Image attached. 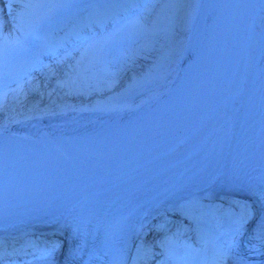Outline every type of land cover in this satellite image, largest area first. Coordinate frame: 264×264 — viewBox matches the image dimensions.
Returning <instances> with one entry per match:
<instances>
[{
  "label": "bare ground",
  "instance_id": "bare-ground-1",
  "mask_svg": "<svg viewBox=\"0 0 264 264\" xmlns=\"http://www.w3.org/2000/svg\"><path fill=\"white\" fill-rule=\"evenodd\" d=\"M77 1L0 0V43L3 44V49H0V63L5 56V26L9 19L32 21L34 26L31 29H38L50 22V29H54L64 22L52 19L62 14L63 18H66ZM88 1L85 0L79 6L88 5L91 0ZM128 1L125 5L120 4L119 7L123 9L134 0ZM205 2L206 0H188L183 11V22L177 41L169 50L171 55L168 54L167 58L161 62L160 68L154 70L153 62L151 64L149 58H146L144 53L141 56L137 50L131 60L137 59L138 65L128 70L119 80L109 84L107 89L95 93H84L69 84L73 81L72 79L76 81V77L65 76L67 85L58 78L60 71L54 68L58 65V69L62 72L64 70L62 68L70 65L68 68L75 72L78 67L73 66L77 63L73 66L72 63L75 60L78 61L102 38L94 34L98 32H91L94 35L88 36L83 46L60 53V57L49 63L41 75L31 78L27 86L23 85V94H27V98L25 95L19 96L17 102L9 100L0 107V130L25 131L34 135L37 129L59 132L64 125L89 124L100 119L111 121L151 106L183 75ZM101 3L102 0H97L94 5L92 19L105 18ZM167 3H169L167 0H161L158 13L163 7L167 8ZM86 16H89V12ZM91 18L86 22H89ZM139 19L140 23L145 21L146 14L137 20ZM256 19L261 22L263 28L257 25ZM81 24V22L75 24L74 32L77 31L76 27L83 26ZM66 33L67 30L62 36ZM102 42L108 45L110 41L101 40ZM258 48L262 51L254 53ZM242 53H244L243 60L240 57ZM38 66L43 68L40 64ZM50 66L52 67L49 68ZM51 71L52 79H48ZM67 74L71 75V72L68 71ZM45 79L47 83L45 82L43 86L42 82ZM233 79L235 83L228 91V86ZM35 81L39 84L38 90L30 87ZM10 84L13 85L14 82ZM215 85L206 99V104L203 105L204 108L202 107L201 114L188 127L158 145L145 148L127 162L119 161L112 165L101 161H88L85 167L78 168L66 167L64 164L52 173L27 176L24 172L18 171L12 173L8 179H1L0 203H3V206L0 210L20 206L19 210L25 212L18 216L10 215L11 218L9 214L0 213V232L19 230L26 224L49 222L62 224L67 206L84 192L98 185L127 178L131 173L156 162L159 158H166L167 155L190 145V152L186 156L175 159L173 162L169 159V162L158 167L147 178L134 181L113 195L106 202L102 211L104 213L93 226L89 225L90 230L96 234L95 240L99 248L108 249L111 244L119 241L130 249L129 264L148 262L155 264L153 261L157 260L161 250L151 249L154 246H151L150 237L146 239V244H143L142 236L161 230L163 227L174 226L178 221L175 217L158 215L161 218L156 221L164 223L159 225L157 223V226H155L156 223H151L145 227L146 216L150 211L173 199L181 200L182 203L179 202L176 205L196 206V196L213 195L217 190L223 189L228 184L231 185L224 173L229 166L234 147L254 163H260L264 169V0L244 1L234 33L233 45L229 49L224 69ZM207 127H210L207 134L196 141L200 132ZM76 173L80 174L79 177H76ZM11 200L15 202L9 203L8 201ZM199 208H203V205ZM191 213L196 212L191 211ZM242 216L243 214H240L238 219ZM108 217L111 218L110 224ZM193 220L194 218L192 222ZM200 223L203 224V222ZM215 228H219L224 235H228L232 229L223 223H218ZM196 229L193 224L191 230ZM54 232L56 231L50 229L39 234L48 235L49 243H55L56 257L61 252V244L56 242L57 236H50ZM28 240H32V235L29 234L17 241L7 240L5 246L8 245V251L5 252L15 251L17 247L14 244L21 246L20 249L31 247L30 243L24 244ZM44 253L43 250L39 251L28 260L22 255L16 258L20 264L54 262L55 257H46ZM2 263L1 261L0 264ZM9 264H16V259Z\"/></svg>",
  "mask_w": 264,
  "mask_h": 264
},
{
  "label": "rangeland",
  "instance_id": "rangeland-1",
  "mask_svg": "<svg viewBox=\"0 0 264 264\" xmlns=\"http://www.w3.org/2000/svg\"><path fill=\"white\" fill-rule=\"evenodd\" d=\"M152 1L153 0H144L134 12L120 19L118 22L111 23L110 26L105 29H102L101 33L103 35L106 34V36L102 37L101 40H109V44L107 45L106 42L101 43V40L97 41L96 45L92 46L91 49H89L90 51L88 50L85 55L82 56L83 58H79V61L75 60L77 64L75 66L72 65L73 67H78L75 72L65 67L62 68L64 69L62 72L61 69H58V72L60 71V74L58 73V78L68 85V83L65 82V76L76 77L75 79L77 80L74 81V79H72L73 81L69 84L75 86L76 90H80V92L95 93L105 90L110 86L109 84L115 82V80H119L128 70L138 65V62H136L137 59L136 61L131 60V57L137 50L141 56L144 53L146 58H149L151 64L153 62L154 70L160 68L161 62L167 58L168 54L171 55L169 50L177 41L179 30L183 22V11L187 6L188 0H167L169 2L167 3V8L163 7L162 11L159 13L158 5L161 3V0H154L153 3ZM169 8L172 10L170 11ZM143 14H146L147 19L140 23L141 20L137 19ZM111 28L118 30L112 33L113 30H110ZM108 31L109 33H107ZM83 43L84 42L80 43V45ZM101 44L103 46H101ZM17 48L18 51L15 54H11L10 52V54L5 57V63L7 59H9L8 57L17 58L24 47L23 45H17ZM36 70L37 69L32 70V74L24 79H30ZM52 71L49 72L48 77L50 78L48 79H52ZM68 71L71 72V75L67 74ZM3 75L4 72L0 69V85H2L1 79ZM5 76L9 77L8 74H5ZM45 82L47 83V79L42 82L43 86L46 84ZM27 83H25V85H27ZM3 84L4 86L0 88V94L2 89L6 87L7 81H4ZM21 84L22 82H16L17 86ZM38 86L39 84L36 81L30 85L31 88L34 87L33 90H38ZM23 93L22 90H19L17 93L11 92L8 96H1L0 107L8 103L9 100L10 102H17L23 95L27 98V94Z\"/></svg>",
  "mask_w": 264,
  "mask_h": 264
},
{
  "label": "water",
  "instance_id": "water-1",
  "mask_svg": "<svg viewBox=\"0 0 264 264\" xmlns=\"http://www.w3.org/2000/svg\"><path fill=\"white\" fill-rule=\"evenodd\" d=\"M256 23H257V25L259 24L260 28H263L261 22H258L257 19H256ZM249 39L251 40V38H249ZM261 51H262V49L258 48V49H256V51L254 53H260ZM242 55H244V53H242Z\"/></svg>",
  "mask_w": 264,
  "mask_h": 264
}]
</instances>
